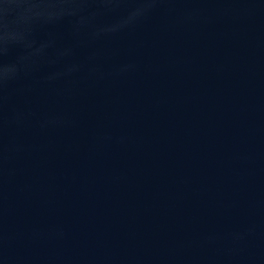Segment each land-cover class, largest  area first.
Segmentation results:
<instances>
[{
    "label": "water",
    "instance_id": "obj_1",
    "mask_svg": "<svg viewBox=\"0 0 264 264\" xmlns=\"http://www.w3.org/2000/svg\"><path fill=\"white\" fill-rule=\"evenodd\" d=\"M0 264H264V0H0Z\"/></svg>",
    "mask_w": 264,
    "mask_h": 264
}]
</instances>
